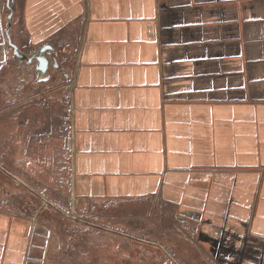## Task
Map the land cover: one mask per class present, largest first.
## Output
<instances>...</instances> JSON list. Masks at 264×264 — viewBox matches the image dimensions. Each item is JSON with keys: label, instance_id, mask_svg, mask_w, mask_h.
I'll return each instance as SVG.
<instances>
[{"label": "crops", "instance_id": "crops-1", "mask_svg": "<svg viewBox=\"0 0 264 264\" xmlns=\"http://www.w3.org/2000/svg\"><path fill=\"white\" fill-rule=\"evenodd\" d=\"M8 16L0 0V264L40 252L13 185L180 264H264V0H16L20 52L67 41L52 107Z\"/></svg>", "mask_w": 264, "mask_h": 264}, {"label": "rangeland", "instance_id": "rangeland-1", "mask_svg": "<svg viewBox=\"0 0 264 264\" xmlns=\"http://www.w3.org/2000/svg\"><path fill=\"white\" fill-rule=\"evenodd\" d=\"M66 64L68 68L64 67L63 70L51 67L50 72L54 71L51 73L54 79L48 87L50 92H45L44 96L40 92L43 100L51 107V102L46 99L47 95L67 84L65 72L67 74L72 66L70 62L66 61ZM50 77L51 75L47 80ZM53 115L57 117L56 113ZM18 186L13 185V188L6 190L9 195L13 194L15 203L3 207L28 217L32 224L35 243L39 244L40 252L28 264H180L174 255L168 254L164 249L152 247L158 244L151 240L154 236L148 237L149 231L142 233L143 235L126 231L124 233L119 229L116 217L105 218L96 211L87 213L81 206V215L78 218H74L75 214L68 217L65 213L71 209L70 205L65 199L54 195L55 192L61 193V190L52 191L55 196L50 199L52 204L40 195H26ZM65 193L67 192L62 194L67 196ZM131 225L132 222L128 221L124 227L132 229ZM141 225L150 229L146 223ZM107 232L114 235H109L106 239Z\"/></svg>", "mask_w": 264, "mask_h": 264}, {"label": "water", "instance_id": "water-1", "mask_svg": "<svg viewBox=\"0 0 264 264\" xmlns=\"http://www.w3.org/2000/svg\"><path fill=\"white\" fill-rule=\"evenodd\" d=\"M15 4L16 0H7V9L9 12V16L6 34L10 46L13 48V54L19 61H24L28 64H35V73L37 78L39 80H47L50 75L51 67L57 69L61 67L58 62L55 46L52 42H47L40 46L37 50L32 52V54H26L19 51L18 46L12 42L11 36L9 34L10 28L12 26V17L14 13Z\"/></svg>", "mask_w": 264, "mask_h": 264}, {"label": "built area", "instance_id": "built-area-1", "mask_svg": "<svg viewBox=\"0 0 264 264\" xmlns=\"http://www.w3.org/2000/svg\"><path fill=\"white\" fill-rule=\"evenodd\" d=\"M59 45V46H61V47H66L67 46V41L65 40V39H59L58 41H57V43L55 44V46L56 45ZM57 45V46H58ZM60 56V55H59ZM61 57V56H60ZM60 57H58V62H59V64H60V68L59 69H61V70H63V68L65 67V65H66V61H67V59H68V56L67 55H62V58H60ZM64 63H65V65H64ZM66 68V67H65ZM45 200H48V199H46V198H44ZM47 202V201H46ZM48 202H51V201H48ZM52 203V202H51ZM53 204V203H52Z\"/></svg>", "mask_w": 264, "mask_h": 264}]
</instances>
